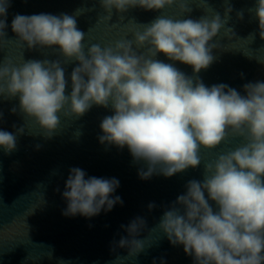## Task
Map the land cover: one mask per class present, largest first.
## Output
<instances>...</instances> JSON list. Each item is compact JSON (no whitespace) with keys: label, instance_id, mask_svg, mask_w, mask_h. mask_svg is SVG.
<instances>
[{"label":"clouds","instance_id":"1","mask_svg":"<svg viewBox=\"0 0 264 264\" xmlns=\"http://www.w3.org/2000/svg\"><path fill=\"white\" fill-rule=\"evenodd\" d=\"M189 2L99 0L108 14L104 20L111 19L113 10L162 12L174 4L184 16L191 12ZM10 6L11 0H0V46L8 40ZM249 11L264 40V0H257ZM231 12L228 6L224 18L219 13L199 19L159 15L142 31L133 32L132 40L104 47L92 44L87 50L75 15L16 14L10 27L20 45L30 51L52 49L63 60H0V98L18 99L11 113L19 111L33 120L47 139L59 128L61 114L79 118L93 106L110 108L113 114L100 123L99 142L127 147L134 162H144L146 170L138 171L142 180L195 169L202 163L201 149L212 151L229 137L240 138L238 146L204 164L203 179L189 180L186 192L165 209L155 226L171 245L183 246L194 264H264V81L244 84L241 94L225 83L207 86L197 75L215 61L213 50L219 46L213 41L221 30L227 38L235 35L225 27ZM237 16L243 19L242 13ZM249 38L254 40L255 34ZM159 54L190 66L194 75L157 59ZM70 63L75 66L69 74ZM23 133V127L15 134L0 129V148L11 153L17 135ZM119 185L117 178H86L84 170L71 168L62 214L91 218L111 211L123 204L120 196H112ZM155 207L148 205L150 211ZM121 227L127 236L114 242L112 251L126 248L127 257L135 259L150 246L146 238H138L147 222L136 217Z\"/></svg>","mask_w":264,"mask_h":264}]
</instances>
